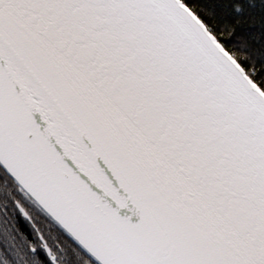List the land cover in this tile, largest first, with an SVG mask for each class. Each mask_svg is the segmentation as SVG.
Segmentation results:
<instances>
[{"label":"snow or ice","instance_id":"1","mask_svg":"<svg viewBox=\"0 0 264 264\" xmlns=\"http://www.w3.org/2000/svg\"><path fill=\"white\" fill-rule=\"evenodd\" d=\"M0 264H264V0H0Z\"/></svg>","mask_w":264,"mask_h":264}]
</instances>
